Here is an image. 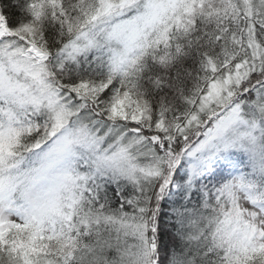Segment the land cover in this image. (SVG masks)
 <instances>
[{
	"label": "snow or ice",
	"instance_id": "obj_1",
	"mask_svg": "<svg viewBox=\"0 0 264 264\" xmlns=\"http://www.w3.org/2000/svg\"><path fill=\"white\" fill-rule=\"evenodd\" d=\"M0 264H264V0H0Z\"/></svg>",
	"mask_w": 264,
	"mask_h": 264
}]
</instances>
